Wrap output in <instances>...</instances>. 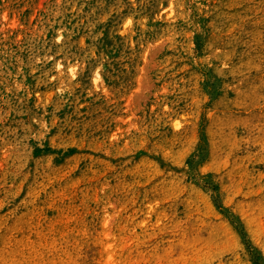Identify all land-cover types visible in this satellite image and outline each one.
Returning a JSON list of instances; mask_svg holds the SVG:
<instances>
[{
    "label": "rangeland",
    "instance_id": "1",
    "mask_svg": "<svg viewBox=\"0 0 264 264\" xmlns=\"http://www.w3.org/2000/svg\"><path fill=\"white\" fill-rule=\"evenodd\" d=\"M0 264H264V0H0Z\"/></svg>",
    "mask_w": 264,
    "mask_h": 264
}]
</instances>
